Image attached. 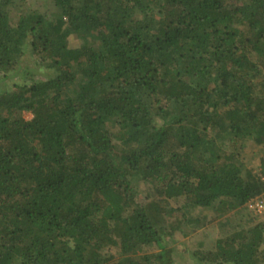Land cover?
<instances>
[{"label":"trees","instance_id":"16d2710c","mask_svg":"<svg viewBox=\"0 0 264 264\" xmlns=\"http://www.w3.org/2000/svg\"><path fill=\"white\" fill-rule=\"evenodd\" d=\"M14 1L0 2L13 82L0 93V264H174L175 230L205 218L171 200L253 214L264 182L243 151L264 148V0H53L51 18L13 20ZM263 243L258 225L193 256L262 264Z\"/></svg>","mask_w":264,"mask_h":264},{"label":"rangeland","instance_id":"374dc122","mask_svg":"<svg viewBox=\"0 0 264 264\" xmlns=\"http://www.w3.org/2000/svg\"><path fill=\"white\" fill-rule=\"evenodd\" d=\"M10 7L13 20H18L28 11H39L45 14L47 18H51L58 9L53 0H15ZM69 41L71 47H79L83 43V40L75 34L69 37ZM24 64L26 65V63ZM12 83L9 77H5L0 72V93L11 87ZM24 115L27 119L33 117L30 112H25ZM262 155H264L263 146L247 141L243 151V158L249 166L258 167ZM256 169L258 170V168ZM142 189L143 200H146L145 196L148 194L147 185H143ZM171 202L175 207H184L185 212L189 216L205 218V225L203 227L198 226L193 232H191L192 228H194L193 223L188 224L189 228H186L187 225L184 224L186 232L179 229L175 230L174 239L170 244L174 249V264H199L193 256L194 251L199 249L205 252L214 251L221 237L237 235L241 231L252 229L258 225L264 230V216L248 214L246 209H232L217 217L218 211L214 208L194 207L192 204L187 203L183 197L173 199ZM217 206H219V203H217ZM251 235L252 232L249 231V236L251 237ZM263 249L264 243L260 246V250ZM262 264H264V260Z\"/></svg>","mask_w":264,"mask_h":264},{"label":"built area","instance_id":"2783aa9c","mask_svg":"<svg viewBox=\"0 0 264 264\" xmlns=\"http://www.w3.org/2000/svg\"><path fill=\"white\" fill-rule=\"evenodd\" d=\"M258 174L261 180L264 182V155L258 167ZM247 207L254 215L264 216V191L261 195L255 197L254 199H251L247 203Z\"/></svg>","mask_w":264,"mask_h":264}]
</instances>
